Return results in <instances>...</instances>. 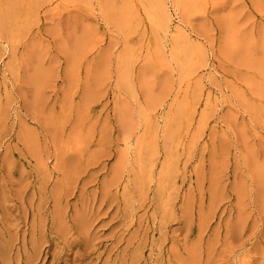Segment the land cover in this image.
<instances>
[{"label": "rangeland", "instance_id": "rangeland-1", "mask_svg": "<svg viewBox=\"0 0 264 264\" xmlns=\"http://www.w3.org/2000/svg\"><path fill=\"white\" fill-rule=\"evenodd\" d=\"M0 264H264V0H0Z\"/></svg>", "mask_w": 264, "mask_h": 264}, {"label": "bare ground", "instance_id": "bare-ground-1", "mask_svg": "<svg viewBox=\"0 0 264 264\" xmlns=\"http://www.w3.org/2000/svg\"><path fill=\"white\" fill-rule=\"evenodd\" d=\"M165 6V5H164ZM159 7V6H158ZM166 13V12H165ZM163 16V15H162ZM161 17V16H160ZM167 18H169L168 16H167ZM167 18H165V19H167ZM168 21V20H167ZM166 22V21H165ZM162 23H164V22H162ZM162 23H161V25H162ZM166 24V23H165ZM164 26V25H163ZM166 26V25H165ZM164 26V27H165ZM164 27H162V28H164ZM167 27H165V29H166ZM177 29V28H176Z\"/></svg>", "mask_w": 264, "mask_h": 264}]
</instances>
